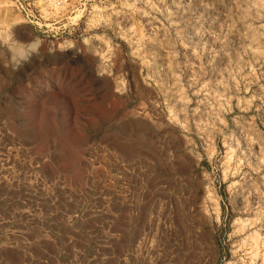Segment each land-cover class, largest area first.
<instances>
[{
	"label": "rangeland",
	"instance_id": "rangeland-1",
	"mask_svg": "<svg viewBox=\"0 0 264 264\" xmlns=\"http://www.w3.org/2000/svg\"><path fill=\"white\" fill-rule=\"evenodd\" d=\"M0 264H264V0H0Z\"/></svg>",
	"mask_w": 264,
	"mask_h": 264
},
{
	"label": "clouds",
	"instance_id": "clouds-1",
	"mask_svg": "<svg viewBox=\"0 0 264 264\" xmlns=\"http://www.w3.org/2000/svg\"><path fill=\"white\" fill-rule=\"evenodd\" d=\"M10 26L6 31H0V67L15 73L34 56L41 55L42 41L39 37H32L26 40H18Z\"/></svg>",
	"mask_w": 264,
	"mask_h": 264
}]
</instances>
